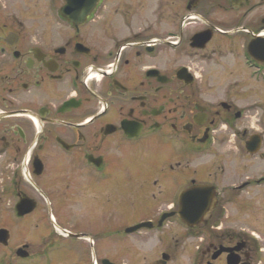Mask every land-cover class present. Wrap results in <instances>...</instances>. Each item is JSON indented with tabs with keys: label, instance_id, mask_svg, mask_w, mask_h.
<instances>
[{
	"label": "flooded vegetation",
	"instance_id": "obj_1",
	"mask_svg": "<svg viewBox=\"0 0 264 264\" xmlns=\"http://www.w3.org/2000/svg\"><path fill=\"white\" fill-rule=\"evenodd\" d=\"M88 5L0 0V264H264V0Z\"/></svg>",
	"mask_w": 264,
	"mask_h": 264
},
{
	"label": "water",
	"instance_id": "obj_2",
	"mask_svg": "<svg viewBox=\"0 0 264 264\" xmlns=\"http://www.w3.org/2000/svg\"><path fill=\"white\" fill-rule=\"evenodd\" d=\"M96 0H89V5L87 6L88 10L95 4Z\"/></svg>",
	"mask_w": 264,
	"mask_h": 264
},
{
	"label": "rangeland",
	"instance_id": "obj_3",
	"mask_svg": "<svg viewBox=\"0 0 264 264\" xmlns=\"http://www.w3.org/2000/svg\"><path fill=\"white\" fill-rule=\"evenodd\" d=\"M175 263V262H174Z\"/></svg>",
	"mask_w": 264,
	"mask_h": 264
}]
</instances>
